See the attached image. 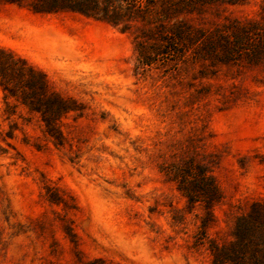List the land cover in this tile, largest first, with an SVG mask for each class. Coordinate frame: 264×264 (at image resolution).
Listing matches in <instances>:
<instances>
[{
	"label": "rangeland",
	"instance_id": "1",
	"mask_svg": "<svg viewBox=\"0 0 264 264\" xmlns=\"http://www.w3.org/2000/svg\"><path fill=\"white\" fill-rule=\"evenodd\" d=\"M42 1L0 0V49L68 104L0 84V264H233L264 202V0Z\"/></svg>",
	"mask_w": 264,
	"mask_h": 264
},
{
	"label": "trees",
	"instance_id": "2",
	"mask_svg": "<svg viewBox=\"0 0 264 264\" xmlns=\"http://www.w3.org/2000/svg\"><path fill=\"white\" fill-rule=\"evenodd\" d=\"M12 1V0H7ZM128 3L136 8L148 3V0H127ZM155 1V0H154ZM161 4V9L166 7V4L177 5L181 4H196L204 3L212 0H156ZM109 0H101L100 3H108ZM124 2V1H121ZM99 0H44L40 4H34L35 10L52 11L58 9H70L82 13L96 12L99 7L103 10L105 6H100ZM120 6L122 5L119 3ZM127 5V4H126ZM207 45V44H206ZM24 73L27 78L23 81ZM14 77L20 78L19 81L14 80ZM22 78V79H21ZM36 78V79H35ZM23 81L21 87L18 85ZM37 81V83H36ZM0 84L9 94L14 95L18 88H21V96L23 102H28L30 106H35L33 102L28 101V94H34V90L38 87L41 94L49 101L56 100L57 107L60 111L65 110L68 100L64 99L52 89H50L43 74L34 67L24 61V59L15 56L9 51L0 49ZM27 86V91L23 88ZM44 105H46L44 103ZM238 242H233L227 249L219 250L220 260H230L233 264H264V202L253 203L250 205L249 211L246 213L243 224L237 231ZM236 240V241H237Z\"/></svg>",
	"mask_w": 264,
	"mask_h": 264
}]
</instances>
